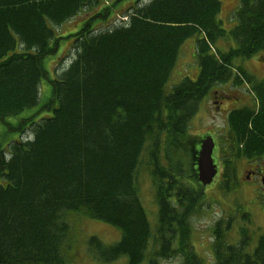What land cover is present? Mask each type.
<instances>
[{
  "label": "trees",
  "instance_id": "1",
  "mask_svg": "<svg viewBox=\"0 0 264 264\" xmlns=\"http://www.w3.org/2000/svg\"><path fill=\"white\" fill-rule=\"evenodd\" d=\"M102 2L0 0V125L12 133L6 145L0 141V264H67L69 212L119 230L112 244L88 238L103 263L125 256L126 264H160L180 256L179 264H202L190 219L205 199L195 172L203 135L190 133L189 124L222 84L249 85L255 107L227 113L216 154L219 188L232 191L239 159L264 160V79L234 62L264 52V0H239L230 29L218 18L220 0ZM122 2L130 4L120 12ZM85 9L95 10L76 31L56 34ZM69 38L74 54L51 76L44 59ZM188 38L197 74L166 92ZM142 159L154 229L139 198ZM232 221L213 227L214 264H264V231L253 243L240 227L228 243Z\"/></svg>",
  "mask_w": 264,
  "mask_h": 264
},
{
  "label": "rangeland",
  "instance_id": "2",
  "mask_svg": "<svg viewBox=\"0 0 264 264\" xmlns=\"http://www.w3.org/2000/svg\"><path fill=\"white\" fill-rule=\"evenodd\" d=\"M220 2L221 10L218 18L221 21L222 27L230 29L235 24L232 13L238 6L239 0H220ZM102 3L107 6L112 2L111 0H107V2L103 0ZM129 4L130 2L120 3L118 7L120 12L127 8ZM94 10L85 9L62 25L57 26L55 28L56 34L62 36V34L76 31ZM108 24L109 22H104L101 26L106 27ZM69 40L71 41V38L61 40L58 51L44 59V67L49 71L51 76L54 75V72L58 73L63 66L68 65L69 58H72L74 51L71 48V43H68ZM229 42L232 43L231 40ZM194 43V38H188L181 45L177 66L172 71V74H170L165 86L166 92L170 91L171 87L179 82L182 77L196 76L197 64ZM223 45L219 43L218 47L222 48ZM234 62L246 68L247 73H252L258 79H264V52L255 53L251 58L246 60L234 59ZM41 85L44 88V96H48V83L42 81ZM221 93L228 94V98L224 99L225 102L223 104L221 102L217 106L216 102L213 101L216 100L213 98L214 93H211L207 101L206 98L201 101L198 112L193 116L189 124V131H192L190 133H193L195 136L199 137L206 132L215 134L213 159H216V151L218 150L219 142L221 143L220 139L226 130V122L224 124V116L221 114H225L233 107L245 105H248L250 108L255 107L253 94L249 92L247 86L243 85L240 89H226ZM234 98L237 100L233 102ZM206 109L209 117L206 115ZM10 134L12 133H7L5 128L0 125V141L2 145H6L8 139L5 138ZM216 161L214 162L218 165L217 168L219 167L220 169L218 159ZM144 165L145 159H142L138 172L140 184L139 198L145 208L151 227L154 229L156 225V205L153 199L150 177ZM189 166H194L191 165V161ZM252 169L255 170V175L252 176L251 181H247V171ZM260 175H264V160L249 161L239 159L236 163L235 185L233 189L231 188L232 191L225 192L219 188V172H217L213 181L205 187V199L202 201L200 209L190 219L192 229L190 235L191 244L196 254L203 259L202 264H214L213 246L215 244V237L213 227L217 221L222 220L224 223L228 217L233 219L232 226L226 233L228 243L237 241L240 227L248 230L253 243H255L256 237L264 231V184L258 178ZM65 219L69 225L68 239L63 249L67 264H126L125 256L110 263H103L95 258L87 245L90 236L99 238L106 245L116 242L120 236V232L116 227L76 212H69ZM151 247H153V244L150 245V249ZM182 261L183 259L180 256H174L169 259L160 260V264H179ZM146 263L147 260L145 259L142 264Z\"/></svg>",
  "mask_w": 264,
  "mask_h": 264
},
{
  "label": "water",
  "instance_id": "3",
  "mask_svg": "<svg viewBox=\"0 0 264 264\" xmlns=\"http://www.w3.org/2000/svg\"><path fill=\"white\" fill-rule=\"evenodd\" d=\"M214 142L211 136H207L201 140L200 149L196 158V174L197 179L204 187L210 184L216 175V165L213 163L212 151ZM264 184V178H262Z\"/></svg>",
  "mask_w": 264,
  "mask_h": 264
},
{
  "label": "flooded vegetation",
  "instance_id": "4",
  "mask_svg": "<svg viewBox=\"0 0 264 264\" xmlns=\"http://www.w3.org/2000/svg\"><path fill=\"white\" fill-rule=\"evenodd\" d=\"M230 95V94H229ZM242 97V96H241ZM214 98L216 99V100H214L215 102H216V104H217V106H218V104L219 103H221L222 102V104L225 102L224 101V99H226V98H228V94H226V93H221V94H219V92H217V91H215V93H214ZM234 100H237L236 98H234L233 99V102H234ZM243 100H244V97H243ZM235 104V103H234ZM236 106V105H235ZM248 106V105H247ZM233 108H235V107H233ZM215 148V147H214ZM255 175V170H248L247 171V175H246V179H247V181H251V179H252V176H254ZM258 178H260V181H262V178H264V175H260V176H258Z\"/></svg>",
  "mask_w": 264,
  "mask_h": 264
}]
</instances>
